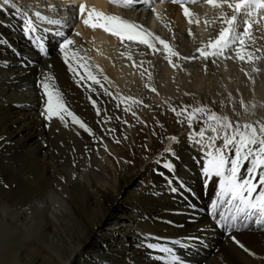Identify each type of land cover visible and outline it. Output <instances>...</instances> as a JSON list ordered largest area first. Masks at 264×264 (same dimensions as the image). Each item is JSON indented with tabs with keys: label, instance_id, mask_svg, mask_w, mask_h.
Here are the masks:
<instances>
[{
	"label": "bare ground",
	"instance_id": "bare-ground-1",
	"mask_svg": "<svg viewBox=\"0 0 264 264\" xmlns=\"http://www.w3.org/2000/svg\"><path fill=\"white\" fill-rule=\"evenodd\" d=\"M18 1L32 11L33 17L21 5L14 6ZM139 1L140 6L121 7L110 0H8L7 4L0 0V219L4 212L10 216L11 245L0 258L3 264H171L169 253L149 249L148 243L172 247L179 257L176 264H264V224L256 223L258 217L245 219L241 214L232 220L227 212L229 197L216 209L211 206L219 201V178H205L202 168L207 165L208 153L222 140L195 146L186 133L171 139L167 149L146 167L141 165L147 156L156 155L161 142L146 147L126 169L113 159L115 153L118 158L125 155L116 152L114 136L129 144L131 139L141 151L139 137L131 138L128 131L138 103L125 98L132 97L129 87L133 85L147 88L154 84L151 77L152 81L143 84L146 78L130 62L129 45L138 42H122L103 29L86 26L83 19L87 11L82 18L78 6L85 4L86 9L94 7L121 16L157 36L153 29L159 27L161 36H186L194 41L200 38L196 27L200 35L205 31L201 14L213 8L207 2L186 5L193 14L190 35L183 26L189 17L179 4L171 0ZM36 11L59 23L36 21L37 32L26 33L25 18L35 19ZM260 16L264 17V10ZM262 28L264 21L253 26V35L257 47L264 50ZM57 33L75 42L73 47L85 57L103 88L80 79L85 69H69L59 51L63 37ZM35 37L41 38L42 48ZM261 60L260 74H264V57ZM209 63L208 81L198 79L197 90L209 88L216 79V67ZM45 73L54 78L70 110L92 134L73 125L70 118L48 121L41 115L44 100L39 81ZM172 73H161L162 86L164 81L170 82ZM155 94L161 101L168 99L163 92ZM225 97L220 101L225 102ZM239 98L231 95L230 104L245 99ZM189 104V111L197 107L195 102ZM97 107L101 109L99 115ZM156 108L165 113L162 105ZM256 119L264 122L263 116ZM225 155L230 161L235 154L225 149ZM169 162L173 164L171 170L164 167ZM242 163L243 177L251 165ZM113 167L114 179L109 171ZM145 175L147 184L141 185ZM234 241L245 244L246 254L232 252L230 243Z\"/></svg>",
	"mask_w": 264,
	"mask_h": 264
},
{
	"label": "snow or ice",
	"instance_id": "snow-or-ice-1",
	"mask_svg": "<svg viewBox=\"0 0 264 264\" xmlns=\"http://www.w3.org/2000/svg\"><path fill=\"white\" fill-rule=\"evenodd\" d=\"M110 2L121 7H131L136 0H110ZM171 2L180 5L183 9V14L185 17H189L188 22L191 24L192 20L190 17L193 14L190 13L186 5L198 3L199 0H171ZM206 2L213 8L221 9L218 18L224 26L215 39L209 40L205 47L197 49L200 56L205 59L210 56L221 57L225 56L227 51L232 50L235 57L241 61L253 63L259 60L261 57L257 56L256 53L262 50L256 45L257 38L253 35V26L261 25V22L264 21V17L260 16V12L264 10V0H206ZM4 3L7 4L8 0H4ZM225 6L231 10L232 14L230 16L223 11ZM78 8L82 18L87 11V17L83 19V23L93 30L97 28L103 29L105 32L119 37L122 42L125 39L136 41L139 44L147 45L153 51H158L155 43L158 42L169 53V63H172L171 57L179 56V53L174 51L168 42L139 24L118 15L105 14L94 7L86 9L85 4H80ZM152 11L155 12V8H152ZM34 16L35 19L28 16L25 18V31L28 34H35L37 32L36 21H44L48 24L59 23V21L42 15L40 11H36ZM241 25H243L242 30H240ZM261 30L264 31V28ZM189 34L191 35L190 31ZM57 35L63 37L62 42L59 43V51L63 54L64 62L68 65L69 69L74 72L78 68L85 69L84 74L80 75V79H87L91 81L92 85H100L103 88L101 80L92 73L90 65L86 63L85 57L73 47L75 42L65 37L64 33H57ZM77 35L80 34L77 33ZM35 40L42 48L41 38L35 37ZM225 58L231 57L225 56ZM182 59H188V57H182ZM74 64L76 67H73ZM253 71H258V69L253 68ZM39 87L42 89L44 100L41 115L46 120L51 121L53 118H59L61 121H66V118H70L73 125H77L85 132L92 134L91 128L70 110L62 93L56 87L52 76L46 73L42 74ZM104 93L111 95L107 89H104ZM125 99L131 101L132 104L142 103L132 97H126ZM95 104L96 102L93 101L94 106ZM125 110L128 111L130 109L126 108ZM173 111L176 112L178 118L185 116L189 127H192L194 121H199L201 117H204L203 123L207 129L212 133H217L212 138L213 145L217 139H220L222 130L223 148L216 147L214 151L209 152L207 165L202 168L205 178H219V201H213L212 208L216 209L218 203H224V198L229 197L227 200V212L231 213L232 220H236L241 214H244L245 219L257 216L256 223L264 224V122L234 123L228 116L218 115L204 106L193 107L191 111L187 108L182 111L173 109ZM100 112L101 109L97 107V115ZM205 135L206 129L201 127L198 132H191L189 139L203 144ZM197 137H199L198 140ZM170 139L176 140L175 137H171ZM225 149H229L235 154L234 158L230 161L225 155ZM169 151H172L173 156L175 155L173 150ZM242 162H248L251 165L246 169V174L243 177L240 175V170L243 167ZM164 167L171 170L173 169V164L170 162L165 163ZM258 188L260 189L259 192H257ZM172 191H176V189L173 188ZM228 218V215H225L224 219L227 220ZM192 239L194 240L195 238ZM146 246L149 249H157L159 253H169L171 264H176L179 260V257L174 254L172 247L159 246L156 243H148ZM240 247L244 248L242 244ZM244 250L248 251L246 248Z\"/></svg>",
	"mask_w": 264,
	"mask_h": 264
},
{
	"label": "rangeland",
	"instance_id": "rangeland-1",
	"mask_svg": "<svg viewBox=\"0 0 264 264\" xmlns=\"http://www.w3.org/2000/svg\"><path fill=\"white\" fill-rule=\"evenodd\" d=\"M205 3L206 0H199L198 3H190V6L197 4L200 6ZM15 5H21L20 7L23 8L22 10L29 14L31 13L30 15L33 17L32 11L26 10V7H22V5H24L22 1H18L17 3L14 2V6ZM210 11L202 13V16H200L204 22L207 21V23L205 22L204 24V34H201V36L199 34L200 29L197 27L195 28V31L197 32L196 35L200 37L198 39L199 41L191 40L186 36L174 37L170 35V38L165 34H162L161 36V31L159 30L160 32H158L159 27L158 29H153L155 34H158L161 39L169 43L174 51L179 53V56L171 57L172 63H169V53L158 42H155L158 51H153L150 48L148 49L147 45L145 46L138 43L135 45H129V51L131 52H129L130 62L133 66L136 64L134 67L141 73V76L143 75L144 79L146 78L145 81L142 78L144 81L143 84H145L146 81L153 80L150 83H153L154 85L153 87L147 86V88L144 87V85L141 87L139 85L129 87V94L142 102L138 103V108L133 111L130 118L131 120L128 124L130 137L132 138L133 135H135L140 139L139 144L141 151L137 149L136 144L132 143L131 139L129 144V142L121 141L117 136H114V142L116 143H114V147L116 146V152L120 151L125 154L123 155V158H118L117 153H115L113 157L114 160L116 159L117 165L121 168L126 165V169L127 165L129 166L133 164V162L136 161V157L140 156L143 153V150L149 148L152 143L161 142V147L156 150V155L152 157L147 156L143 165H141L144 167L151 166V163L155 161L154 159L157 155H159L162 150L167 149L171 137L179 139L180 137H184L186 133L190 134L191 132H198L201 127L206 129L204 143L212 144V138L215 137L217 133H212L207 129L206 125L203 123V120L205 119L204 117H201L199 121H194L192 127H189L186 117L181 116L178 118L176 112L173 111V109H176V111H182L185 108L190 110L189 108L191 105L189 103L191 101L195 102L196 106H204L210 111L216 112L218 115L228 116L234 123H254L258 116L264 117V78H262L264 77V74H260V66L263 64L261 58L263 59L264 57V50L261 48L262 51L256 53L258 56L261 55V58L253 63L239 60L235 57L232 50L227 51V54L225 53V56L231 58H225V56H210L205 59L201 57L197 51V49H199L198 44L205 46L209 40L215 38L216 34L219 33L224 26L222 21L218 18L221 9L212 8ZM223 11L229 16L232 14L231 10L226 6L223 8ZM203 14H205L204 17ZM184 21L186 25L183 26L188 33V30H190V27L193 26V24L188 22V18ZM73 26L76 28V25H72V27ZM173 30L174 28H170V31ZM171 34H173V32H171ZM182 57H188V59H182ZM209 61L213 62V65L217 70L216 72H218L215 77L216 79H214L215 81L212 80L214 82H211L212 84H210L209 88L202 87V89L197 90L198 88H195L194 86L198 79L204 78V81H208L207 72L208 68L211 67L209 66ZM253 68H257L258 71H253ZM168 70L171 72L173 71L172 76L170 77V82L169 80L164 81V84L166 85L162 86L163 79L161 77L163 75L161 73ZM150 77L152 80H150ZM152 89H155L156 92L160 91L161 93L163 92V94H168L166 102L161 101ZM194 93L197 96H194ZM231 95L240 98L245 97V99L230 104ZM222 96H226L225 102L220 101ZM160 105H162L165 111L164 114H160L159 110L156 108ZM253 105H255V107H253ZM256 120L259 121V119ZM112 134H114V132H112ZM198 139L199 137H197V140ZM221 140L222 144L217 147L223 148L222 130L220 139L215 141V144ZM117 141H119V143H117ZM188 141L189 143L191 142V145L198 146L199 144L192 139H188ZM168 156H170V154ZM164 161L168 162L169 158H164ZM109 171L110 177H113L112 179H114L116 175L114 167L110 168ZM147 180L148 176L145 175L141 185H146ZM9 220V214L4 212L0 219V258L3 257V252L8 253L11 247L9 243ZM241 244L244 248L240 247ZM230 249L232 252H242L246 254V251L244 250L245 244L241 241L231 242ZM2 262L3 261L0 259V264H3Z\"/></svg>",
	"mask_w": 264,
	"mask_h": 264
}]
</instances>
